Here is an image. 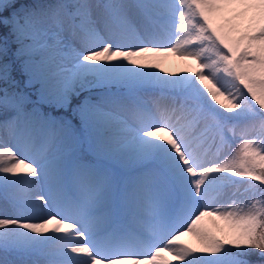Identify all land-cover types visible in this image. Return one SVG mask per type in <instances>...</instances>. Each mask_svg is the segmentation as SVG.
<instances>
[{
	"label": "snow or ice",
	"instance_id": "snow-or-ice-1",
	"mask_svg": "<svg viewBox=\"0 0 264 264\" xmlns=\"http://www.w3.org/2000/svg\"><path fill=\"white\" fill-rule=\"evenodd\" d=\"M0 264H264V0H0Z\"/></svg>",
	"mask_w": 264,
	"mask_h": 264
},
{
	"label": "bare ground",
	"instance_id": "bare-ground-1",
	"mask_svg": "<svg viewBox=\"0 0 264 264\" xmlns=\"http://www.w3.org/2000/svg\"><path fill=\"white\" fill-rule=\"evenodd\" d=\"M166 69L169 71H179L180 68L182 67V62L179 60H176L175 62H169L164 65Z\"/></svg>",
	"mask_w": 264,
	"mask_h": 264
},
{
	"label": "rangeland",
	"instance_id": "rangeland-1",
	"mask_svg": "<svg viewBox=\"0 0 264 264\" xmlns=\"http://www.w3.org/2000/svg\"><path fill=\"white\" fill-rule=\"evenodd\" d=\"M173 61L175 62V61H176V59H173V60H171V61H169V62H173ZM169 62H167V63H169ZM165 64H166V63H165Z\"/></svg>",
	"mask_w": 264,
	"mask_h": 264
}]
</instances>
